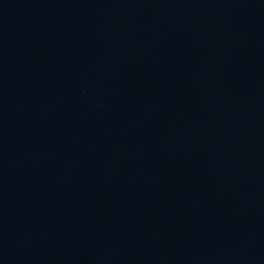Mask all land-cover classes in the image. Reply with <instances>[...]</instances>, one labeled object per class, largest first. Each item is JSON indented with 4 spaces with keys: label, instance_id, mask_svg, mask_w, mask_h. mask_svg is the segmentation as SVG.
I'll return each mask as SVG.
<instances>
[{
    "label": "water",
    "instance_id": "1",
    "mask_svg": "<svg viewBox=\"0 0 264 264\" xmlns=\"http://www.w3.org/2000/svg\"><path fill=\"white\" fill-rule=\"evenodd\" d=\"M0 264H264V0H0Z\"/></svg>",
    "mask_w": 264,
    "mask_h": 264
}]
</instances>
